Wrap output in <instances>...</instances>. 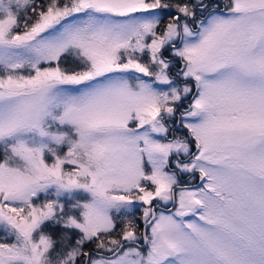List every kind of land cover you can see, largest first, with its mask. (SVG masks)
Here are the masks:
<instances>
[{
	"label": "rangeland",
	"instance_id": "374dc122",
	"mask_svg": "<svg viewBox=\"0 0 264 264\" xmlns=\"http://www.w3.org/2000/svg\"><path fill=\"white\" fill-rule=\"evenodd\" d=\"M30 1L0 0V264H264V0L52 1L19 31ZM170 153L207 185L174 199Z\"/></svg>",
	"mask_w": 264,
	"mask_h": 264
},
{
	"label": "trees",
	"instance_id": "16d2710c",
	"mask_svg": "<svg viewBox=\"0 0 264 264\" xmlns=\"http://www.w3.org/2000/svg\"><path fill=\"white\" fill-rule=\"evenodd\" d=\"M52 1L54 2L56 1L59 3H64V2L67 3L70 0H31L29 4L23 10L17 11V20H16L17 30L24 31V30L30 29L35 24V22L38 21L40 13L45 12L49 7L50 2ZM165 1L172 5L184 4L186 2H190V0H165ZM211 1L213 2L214 0H211ZM206 14H207L206 16L210 15V13H206ZM163 23L165 24V22ZM163 23H162V26L164 25ZM49 65L51 66L54 65L60 68H64L68 72L77 71L80 69L79 61L73 58V56L69 52L62 53L57 58L56 61L50 62ZM7 152L8 151H3V152L0 151L1 153L0 161L5 159L6 156L7 157L9 156ZM116 216H117L116 224L112 232H109L108 235L112 233L111 236L119 238L123 234L122 233L123 231H127L129 229L128 228L129 226L133 230H136V231L138 230V232L141 229L140 218L137 219V218L131 217L128 220L129 221L128 224L126 225V223L124 222L125 219L121 217L122 215L118 213V215ZM41 228H42L43 233L47 234L48 236H51V238L53 239L58 240L56 245L59 246V244L61 243L60 241L61 238L64 239L63 244L65 245L68 244V241L70 239L68 235V231L72 229L68 225L64 224L62 220L48 221L44 223ZM78 234L81 235L80 232ZM95 239L84 242L83 243L84 250H87V251L91 250L95 245ZM0 242H7V239L2 235V233H0ZM80 259L83 261V258L80 257Z\"/></svg>",
	"mask_w": 264,
	"mask_h": 264
},
{
	"label": "flooded vegetation",
	"instance_id": "af4514ba",
	"mask_svg": "<svg viewBox=\"0 0 264 264\" xmlns=\"http://www.w3.org/2000/svg\"><path fill=\"white\" fill-rule=\"evenodd\" d=\"M192 100H194V97L193 98H191ZM182 119V116H181V114H178V120H179V122L181 123V120ZM187 128V132H186V134H188V135H190L189 137L193 140V142L195 143V145H194V150L191 152L192 154H190V155H193L194 154V152H196V153H198L199 152V150H200V144L197 142V140H196V138H192V133H190L189 131H191L190 130V128L189 127H185V129ZM178 129H180V128H178ZM196 137V136H195ZM174 153H170L169 154V157H168V162H167V167H168V169L169 170H171V171H173V172H175L176 173V175H177V179H178V181H177V185H175L174 187H173V189H172V194H173V196H174V198H176V199H178L179 197H180V195H181V191L182 190H184V189H188L189 187H196V186H201V187H204L205 185H207V183H206V180H207V178H208V176H206L203 172H200V173H198L199 175H200V177L199 176H197L196 177V179H194V180H190L189 178L188 179H186L184 176H186L187 177V174H182L181 173V170H180V168L177 166H175L174 164H172V158L174 157ZM188 156L187 157V159L185 158V160H189L190 158H191V156ZM177 159H178V161H182V160H184V159H181V157L179 156V155H177ZM173 190H174V193H173ZM193 202H196V207L198 206V201H196V200H193ZM179 208V204H177V209ZM174 209V207L173 208H171V206H166V205H163V206H157L156 208H155V213H156V218H155V220L159 217V214L162 212V211H166V212H171L172 210ZM189 209H187V208H185L183 211H182V216L184 215V212L185 211H188ZM151 211H152V209H151ZM191 211L192 210H190V213H189V215L188 216H186V217H190V215H191ZM154 220V221H155ZM124 243H126V245H128V244H130V242H128V241H124V242H122L121 244H120V246L122 245V244H124ZM136 244V243H135ZM126 245H124L123 246V248L126 246ZM123 248L120 250V252L123 250ZM117 250V249H116ZM115 251V250H114ZM120 252L116 255V256H118L119 254H120ZM95 253V255H97L98 257H101V258H114V257H116V256H114V257H108L107 255L108 254H110V253H113V252H98V251H95V250H93V249H91V250H89V255L88 256H90V254H94ZM89 259V258H88ZM87 259V260H88Z\"/></svg>",
	"mask_w": 264,
	"mask_h": 264
},
{
	"label": "water",
	"instance_id": "95a60500",
	"mask_svg": "<svg viewBox=\"0 0 264 264\" xmlns=\"http://www.w3.org/2000/svg\"><path fill=\"white\" fill-rule=\"evenodd\" d=\"M173 193H174V190H173ZM173 198H174V196H173ZM175 199V198H174ZM195 205V202H191L190 204H189V207H193ZM157 206H153L152 207V216H151V218H150V220L149 221H147V223L145 224V226H144V235H143V237H144V243H143V247H145L146 245H147V243H148V238H147V229H148V227L150 226V224L153 222V220H154V218H155V208H156ZM174 207V203H173V205L171 206V208H173ZM189 213H190V211L188 210V211H185L184 212V215L185 216H187V215H189ZM124 245H126V243H124V244H122L117 250H115L113 253H110V254H108L107 256L108 257H114V256H116L119 252H120V250L123 248V246Z\"/></svg>",
	"mask_w": 264,
	"mask_h": 264
}]
</instances>
